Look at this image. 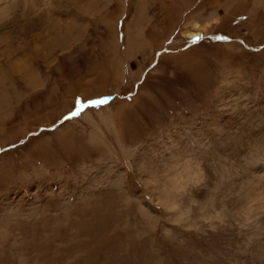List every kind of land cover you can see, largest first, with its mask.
<instances>
[{
  "label": "rangeland",
  "instance_id": "1",
  "mask_svg": "<svg viewBox=\"0 0 264 264\" xmlns=\"http://www.w3.org/2000/svg\"><path fill=\"white\" fill-rule=\"evenodd\" d=\"M10 1L0 264H242L214 210L264 122V0Z\"/></svg>",
  "mask_w": 264,
  "mask_h": 264
},
{
  "label": "bare ground",
  "instance_id": "2",
  "mask_svg": "<svg viewBox=\"0 0 264 264\" xmlns=\"http://www.w3.org/2000/svg\"><path fill=\"white\" fill-rule=\"evenodd\" d=\"M14 1L16 0H11L8 3L9 4L8 6L10 7V5L14 3ZM22 2H23V5L25 6L27 5L28 7V14H31L29 11L30 2L28 0H23ZM8 6H5L4 10L8 9ZM4 10L2 12H4ZM0 15H2V13ZM33 18H35V16ZM191 29H192L191 32L188 33L190 37L195 35L196 31H199V24L195 20H193L191 23ZM130 45L131 43L129 42L128 48ZM6 61H9V60H6ZM16 64L14 68V70L16 71L21 69L22 67L25 68V70L23 71L27 72V70H29L27 68L28 65L23 64L22 61L20 60H19V63L17 65ZM20 64H21V68H19ZM5 70L6 71H4V73L7 74L8 69H5ZM30 76L31 75L29 74V79L31 81H34V83L38 82L39 80L38 78L34 79L33 76H31V78ZM7 78L9 77L2 75V78L0 77V84L4 83L3 85H7L5 82ZM3 85H1L0 87L1 88L4 87ZM7 96H8V93L6 91L1 92L0 90V132L4 130L5 125H6L5 123L6 121H4V117L7 114V112L4 109H7V107L4 108V106H6V102L8 101ZM82 117H84V115H82ZM259 123L260 124H258V127L256 125V131L258 132V139L255 140V138H253L250 144H248L249 142L245 140L248 145L247 148H244V149L240 148L239 150L236 151L238 152L237 153L238 157H240V159L243 161V164H244V167H242L243 171L241 170L242 174H236L237 176H235V178L233 177L234 180L231 182L229 180L228 175H227V179H224L225 177L223 178L224 182H222V178H221V181L218 179L221 183V189L218 191L217 196L215 195L219 199L220 204L219 203L218 204L220 206H217L215 208L216 210H214V213H215L216 218L218 219V223L220 224V226L226 223L225 215L224 213L222 214L223 211L221 210L228 211L229 217H226V219H228V221L231 222V224L228 223L230 229H233V228L238 229V232L241 234V236H238L237 234L235 235H237L239 238L244 237L240 245H238V250H237L239 256H241L240 260L242 261V264L243 263L244 264H248V263L249 264H264V122L261 121ZM235 159L236 158H234V160ZM237 171L238 170H236L235 172ZM225 181L228 183H225ZM204 191H206V189H204ZM237 238H234V237L230 238L229 242H234Z\"/></svg>",
  "mask_w": 264,
  "mask_h": 264
},
{
  "label": "snow or ice",
  "instance_id": "3",
  "mask_svg": "<svg viewBox=\"0 0 264 264\" xmlns=\"http://www.w3.org/2000/svg\"><path fill=\"white\" fill-rule=\"evenodd\" d=\"M200 37H196V39H199ZM217 39H227V37H217ZM101 103L103 102V101H100Z\"/></svg>",
  "mask_w": 264,
  "mask_h": 264
}]
</instances>
